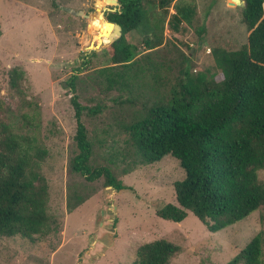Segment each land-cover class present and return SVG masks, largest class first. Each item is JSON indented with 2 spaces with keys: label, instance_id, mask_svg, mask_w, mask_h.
<instances>
[{
  "label": "rangeland",
  "instance_id": "obj_1",
  "mask_svg": "<svg viewBox=\"0 0 264 264\" xmlns=\"http://www.w3.org/2000/svg\"><path fill=\"white\" fill-rule=\"evenodd\" d=\"M193 2L192 24L175 33L164 23V44L154 51H143L140 33H126L138 57L124 71L125 86L108 84L104 78L118 79L114 73L122 72V67L99 72L111 65L105 49L111 41H99L98 36L113 40L115 35L110 29L95 30L103 24L98 14L102 12L105 20V7H114L110 0H0V123L29 138L32 151H42L34 162L45 185L50 226L33 242L0 236V264H130L139 244L159 238L179 247L168 264H224L264 230V204L215 232L190 211L179 222L157 216L156 209L175 204L172 184L183 178L184 171L169 154L151 164L136 162L121 127L141 108L147 91L135 84L142 76L151 80L149 71L155 70L160 80L171 83L180 54H186L191 74L214 72L218 81L221 75L211 50L216 46L238 49L246 42L241 0ZM73 11L89 18L95 14V18L88 21ZM172 11L169 7L168 12ZM159 12L152 9V17L158 18ZM198 27L203 29L200 34H196ZM12 68L22 72L15 87L8 81ZM73 73L77 76L72 90L66 82ZM158 83L156 90L162 93V82ZM72 94L81 105L98 108L94 114L87 110L81 114L92 148L89 162L109 167L124 188L116 191L102 177L87 181L70 171L69 160L76 151ZM257 177L264 182V168L257 170ZM76 195L85 199L69 212L66 202L73 203ZM261 246L264 264V237Z\"/></svg>",
  "mask_w": 264,
  "mask_h": 264
},
{
  "label": "trees",
  "instance_id": "obj_2",
  "mask_svg": "<svg viewBox=\"0 0 264 264\" xmlns=\"http://www.w3.org/2000/svg\"><path fill=\"white\" fill-rule=\"evenodd\" d=\"M241 2L246 42L238 49L216 46L211 50L220 80H214V72L191 74L189 57L180 54L171 83L160 80L155 70L149 71L151 80L142 76L137 81L136 87L147 91V96L130 121L121 125L136 162L151 164L169 154L184 171L183 178L172 184L175 204H164L156 209V215L179 222L190 211L210 232L245 218L264 204V182L257 177V170L264 168V0ZM169 7L172 12H168ZM154 8L160 11L158 18L152 17ZM195 16L193 0H117L114 10L106 12L105 21L117 24L120 34L105 47L111 65L99 72L120 66L122 72L114 73L118 79L104 78L108 84L127 86L121 78L137 63L138 53L126 33H140L143 51L148 53L164 44V23L178 33L190 26ZM202 30L198 27L196 34ZM138 69L143 74L144 70ZM21 74L17 68L10 70L11 87ZM76 76L71 74L66 82L72 90ZM158 81L162 82V93L156 90ZM69 102L76 149L69 160L70 171L87 181L102 177L116 191L124 188L109 167L89 162L92 148L81 114L83 110L94 114L98 108L81 105L75 94ZM32 149L29 138L0 123V236H20L29 242L50 231L45 185L34 162L42 151ZM84 199L80 195L73 203L68 199L67 211ZM263 237L264 230L258 231L224 264H262ZM178 251L176 244L154 239L136 247L130 264H168Z\"/></svg>",
  "mask_w": 264,
  "mask_h": 264
},
{
  "label": "water",
  "instance_id": "obj_3",
  "mask_svg": "<svg viewBox=\"0 0 264 264\" xmlns=\"http://www.w3.org/2000/svg\"><path fill=\"white\" fill-rule=\"evenodd\" d=\"M110 1L113 2L112 4H113L114 6L117 5V0H110ZM105 9H107L108 11H109V10H114V7H112V8H106V7H105ZM73 13H74L75 15L83 16V17L87 18L88 21H90L89 14H85V13L82 12V11H73ZM98 17L101 18V19H103L102 12H100V13L98 14ZM104 23H105V27H106L107 29H110V30H111V33L115 35V38L119 36L120 31H119V27H118L117 24H114V23H111V22H107V21H105V20H104ZM108 38H109V41L112 40V37L109 36Z\"/></svg>",
  "mask_w": 264,
  "mask_h": 264
},
{
  "label": "bare ground",
  "instance_id": "obj_4",
  "mask_svg": "<svg viewBox=\"0 0 264 264\" xmlns=\"http://www.w3.org/2000/svg\"><path fill=\"white\" fill-rule=\"evenodd\" d=\"M101 19V18H100ZM101 21H102V25H100V26H98V27H95V30H97V31H101V32H103V33H106V31H109V29H107L106 27H105V23H104V20L103 19H101ZM92 22V21H91ZM91 26V23H88V27H90ZM96 38H97V36H96ZM98 40L100 41H106L107 40V37L106 36H98Z\"/></svg>",
  "mask_w": 264,
  "mask_h": 264
},
{
  "label": "flooded vegetation",
  "instance_id": "obj_5",
  "mask_svg": "<svg viewBox=\"0 0 264 264\" xmlns=\"http://www.w3.org/2000/svg\"><path fill=\"white\" fill-rule=\"evenodd\" d=\"M90 17L94 19V18H95V14H93V16L90 15ZM91 18H90V19H91Z\"/></svg>",
  "mask_w": 264,
  "mask_h": 264
}]
</instances>
